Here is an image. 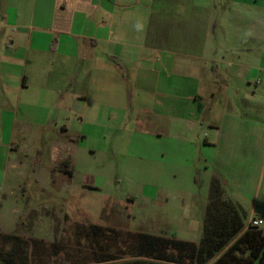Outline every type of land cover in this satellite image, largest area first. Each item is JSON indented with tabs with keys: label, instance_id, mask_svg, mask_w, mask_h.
Wrapping results in <instances>:
<instances>
[{
	"label": "crops",
	"instance_id": "crops-1",
	"mask_svg": "<svg viewBox=\"0 0 264 264\" xmlns=\"http://www.w3.org/2000/svg\"><path fill=\"white\" fill-rule=\"evenodd\" d=\"M219 3L225 21H218ZM167 6L183 10L173 13L172 22L181 28L172 34L177 37L173 40L183 37L190 51L186 65L178 66L171 57L175 55L162 44L171 36L162 33L166 21L160 17L150 34L154 11ZM220 23L226 33L217 41ZM153 54L167 59L161 70L174 76L168 96L214 111V119L201 127L206 147L231 152L239 141L236 131L244 130L240 147L255 150L264 137V0H0V236H16L20 228L21 232L31 228L33 233L38 226L25 220L28 215L19 193L26 184L32 145L40 147L48 128L55 132L58 140L45 182L51 186L53 170L64 163L73 168L66 157L67 139L80 135L73 128L82 119L80 105L94 102L110 111L125 110L122 84L111 70L113 60H129L138 70L155 73L156 65L152 71L140 66ZM86 65L89 70L84 73L81 67ZM142 80L138 90L143 89ZM180 104L176 100L168 106L173 109L170 131L181 121L174 111ZM157 107L151 111L154 129L167 118L156 112ZM188 123L196 130V121ZM56 173L60 185L73 177L59 169ZM44 219L45 233L50 234L52 220ZM183 227L184 232L190 228Z\"/></svg>",
	"mask_w": 264,
	"mask_h": 264
},
{
	"label": "rangeland",
	"instance_id": "rangeland-1",
	"mask_svg": "<svg viewBox=\"0 0 264 264\" xmlns=\"http://www.w3.org/2000/svg\"><path fill=\"white\" fill-rule=\"evenodd\" d=\"M221 6L219 3L218 21H225V11ZM182 12L169 6L164 11L156 10L150 24L152 34L160 17L166 21L165 27L162 25V33H170L171 36L162 44L167 52L175 55L171 57H175L178 66L188 64L185 56L190 53L185 48L183 37L173 40L177 37L172 33L179 34L181 28L172 22L173 13ZM223 28L221 24L217 30L222 31L216 33L217 41L218 35L226 33ZM166 60L161 54H153L140 64L151 71L152 65H156L155 73L138 70L129 60H113L111 70L117 73V81L122 84L119 92L125 110L114 108L110 111L94 102L80 105L82 119L73 128L82 137L67 139L69 154L66 157H70L73 167L68 187V184L60 185L61 178L56 176L62 164L51 172L54 176L51 186L45 184L52 164L53 146L58 140L55 132L48 128L43 133L40 147L32 145L34 153L27 159L30 168L26 170V184L19 187V193L20 205L29 218L25 220L34 221L38 226L33 233L31 228L24 232L20 228L16 240L10 243L0 236V255L3 258H7L6 252L13 249L16 264H31V241L37 239V253L41 258L33 264H94L90 241L76 235L78 224H96L107 230L98 237L103 251L123 258L111 264H123L130 257L133 241L128 234L131 232L193 239L199 243L214 179L222 184L223 198L245 213V229L249 221L256 218L263 221L261 229L264 231V137L251 153L240 147L244 143V130L236 131L242 144L236 141L237 148H231V152L222 153L217 146L206 147V133L201 127L214 119V111L203 109L199 103L185 105L179 98L168 96L173 93L170 84L174 76L170 70H161L160 65H165ZM81 68L84 73L89 70L87 65ZM134 74L138 75L139 81ZM141 80L143 89L140 87L138 90ZM176 100L181 104L174 111L181 121L170 131L168 118L169 111L173 109L168 106ZM155 105L160 106L156 112L167 117L156 129L151 116ZM187 121H196V130ZM41 183L45 185L41 186ZM44 187L46 191L42 190ZM44 216L52 220L53 232L50 234L45 233ZM184 225L190 227L185 232ZM111 229L119 232L117 238ZM57 249L61 251L59 254H56Z\"/></svg>",
	"mask_w": 264,
	"mask_h": 264
},
{
	"label": "trees",
	"instance_id": "trees-1",
	"mask_svg": "<svg viewBox=\"0 0 264 264\" xmlns=\"http://www.w3.org/2000/svg\"><path fill=\"white\" fill-rule=\"evenodd\" d=\"M59 170L73 176V169L69 168L68 163L62 164ZM245 217L241 209L223 198L222 184L214 179L199 243L176 237L131 232L128 234L133 241L129 249L130 257L123 264H210L213 260L212 264H264V231L259 228L245 229ZM106 231L96 224H78L76 227V235L79 238L86 237L93 247L94 264H111L123 259L103 251L104 247L98 242V237ZM110 232L117 238L119 232L116 229H111ZM6 239L10 243L16 237ZM31 243L30 263L33 264L41 256L37 253L39 241L33 239ZM12 251L14 250L6 252L7 258L0 255L1 264H16ZM56 252L59 254L61 251L57 249Z\"/></svg>",
	"mask_w": 264,
	"mask_h": 264
},
{
	"label": "built area",
	"instance_id": "built-area-1",
	"mask_svg": "<svg viewBox=\"0 0 264 264\" xmlns=\"http://www.w3.org/2000/svg\"><path fill=\"white\" fill-rule=\"evenodd\" d=\"M263 226V221L260 219L253 218L248 223V228H259L261 229Z\"/></svg>",
	"mask_w": 264,
	"mask_h": 264
}]
</instances>
